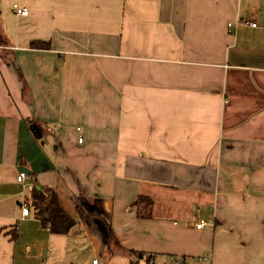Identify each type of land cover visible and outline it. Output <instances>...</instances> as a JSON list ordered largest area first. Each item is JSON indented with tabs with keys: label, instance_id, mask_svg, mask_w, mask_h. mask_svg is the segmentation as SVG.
Instances as JSON below:
<instances>
[{
	"label": "crops",
	"instance_id": "1",
	"mask_svg": "<svg viewBox=\"0 0 264 264\" xmlns=\"http://www.w3.org/2000/svg\"><path fill=\"white\" fill-rule=\"evenodd\" d=\"M32 188L77 229L23 216ZM129 250L264 264V0H0V264Z\"/></svg>",
	"mask_w": 264,
	"mask_h": 264
},
{
	"label": "trees",
	"instance_id": "2",
	"mask_svg": "<svg viewBox=\"0 0 264 264\" xmlns=\"http://www.w3.org/2000/svg\"><path fill=\"white\" fill-rule=\"evenodd\" d=\"M31 48H47L48 43L43 40H34L30 43ZM136 217L140 219H148L152 215L153 200L143 194H138L132 202ZM28 209L32 211L41 225L48 227L52 233L67 234L74 232L77 229L78 221L66 213L58 201L56 192H47L39 188H32L29 198L26 200ZM109 241L117 242L113 235H109ZM130 254L135 255L136 260H143L146 264L149 253H144L136 250H129ZM130 264H137L131 261Z\"/></svg>",
	"mask_w": 264,
	"mask_h": 264
},
{
	"label": "built area",
	"instance_id": "3",
	"mask_svg": "<svg viewBox=\"0 0 264 264\" xmlns=\"http://www.w3.org/2000/svg\"><path fill=\"white\" fill-rule=\"evenodd\" d=\"M12 9L18 15L25 16L28 13L26 8L19 6L17 3H14L12 5ZM240 23H243L244 25H249L252 27L256 26V23L251 22V21H247V20H243ZM230 25L231 24H229V26ZM78 141H81V138H79ZM26 179H27V174L24 171L19 172L17 177H16V180L20 183H24ZM27 185H29V184H26V186ZM21 213L23 216H27L29 214V209H28L27 205L22 206ZM203 224H204L203 221H199L198 223H196L195 227L197 229H200L203 226ZM197 260H198V264H210L208 258L205 256H199V257H197ZM170 262H171V264H191L189 262L188 258L182 257V256H172ZM96 263H97V259H94L92 261V264H96ZM146 264H154V259L152 256L149 257Z\"/></svg>",
	"mask_w": 264,
	"mask_h": 264
},
{
	"label": "water",
	"instance_id": "4",
	"mask_svg": "<svg viewBox=\"0 0 264 264\" xmlns=\"http://www.w3.org/2000/svg\"><path fill=\"white\" fill-rule=\"evenodd\" d=\"M31 129H32V131H33L37 136H41V135H40V130H39V128L37 127L36 124H32V125H31Z\"/></svg>",
	"mask_w": 264,
	"mask_h": 264
}]
</instances>
